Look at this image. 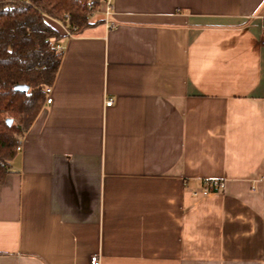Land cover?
<instances>
[{
  "label": "crops",
  "instance_id": "1",
  "mask_svg": "<svg viewBox=\"0 0 264 264\" xmlns=\"http://www.w3.org/2000/svg\"><path fill=\"white\" fill-rule=\"evenodd\" d=\"M109 1L78 34L48 19L0 264H264V0Z\"/></svg>",
  "mask_w": 264,
  "mask_h": 264
},
{
  "label": "trees",
  "instance_id": "2",
  "mask_svg": "<svg viewBox=\"0 0 264 264\" xmlns=\"http://www.w3.org/2000/svg\"><path fill=\"white\" fill-rule=\"evenodd\" d=\"M105 0H0V185L21 137L40 111L57 72L61 35L48 22L78 34ZM26 85L20 93L14 86ZM6 119L12 124L7 126Z\"/></svg>",
  "mask_w": 264,
  "mask_h": 264
},
{
  "label": "built area",
  "instance_id": "3",
  "mask_svg": "<svg viewBox=\"0 0 264 264\" xmlns=\"http://www.w3.org/2000/svg\"><path fill=\"white\" fill-rule=\"evenodd\" d=\"M111 12V5H110V1L109 0H105L104 3V9L102 11V14L104 17H107ZM108 27H111V24H108ZM57 49L59 47H56ZM45 95H46V103L49 104L51 102V98H50V89H45L44 90ZM112 102L110 100H108L106 102V106H111ZM201 194L202 195H206L211 191H216V190H220L223 187V184L220 180H216V179H211V180H204L202 182L201 185ZM195 194V192H194ZM91 264H98V257L97 256H93L90 259Z\"/></svg>",
  "mask_w": 264,
  "mask_h": 264
},
{
  "label": "water",
  "instance_id": "4",
  "mask_svg": "<svg viewBox=\"0 0 264 264\" xmlns=\"http://www.w3.org/2000/svg\"><path fill=\"white\" fill-rule=\"evenodd\" d=\"M13 90L20 93H26L28 91V86L26 85H17L13 87ZM7 126H10L12 124L11 119H6L5 121Z\"/></svg>",
  "mask_w": 264,
  "mask_h": 264
},
{
  "label": "rangeland",
  "instance_id": "5",
  "mask_svg": "<svg viewBox=\"0 0 264 264\" xmlns=\"http://www.w3.org/2000/svg\"><path fill=\"white\" fill-rule=\"evenodd\" d=\"M95 14H97V12H95Z\"/></svg>",
  "mask_w": 264,
  "mask_h": 264
}]
</instances>
